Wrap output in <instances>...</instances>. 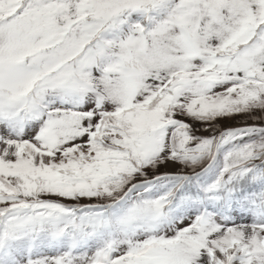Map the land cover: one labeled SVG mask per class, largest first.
Listing matches in <instances>:
<instances>
[{
	"label": "snow or ice",
	"instance_id": "6c2138e0",
	"mask_svg": "<svg viewBox=\"0 0 264 264\" xmlns=\"http://www.w3.org/2000/svg\"><path fill=\"white\" fill-rule=\"evenodd\" d=\"M0 264H264V0H0Z\"/></svg>",
	"mask_w": 264,
	"mask_h": 264
}]
</instances>
